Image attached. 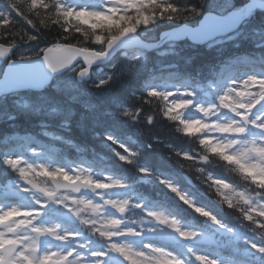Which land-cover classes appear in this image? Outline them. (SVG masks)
Wrapping results in <instances>:
<instances>
[{"label":"snow or ice","instance_id":"obj_1","mask_svg":"<svg viewBox=\"0 0 264 264\" xmlns=\"http://www.w3.org/2000/svg\"><path fill=\"white\" fill-rule=\"evenodd\" d=\"M258 8H264V0H256ZM10 7H12L10 5ZM49 7L48 0H35V8ZM57 14L64 18L65 24L70 25L72 21L78 20L84 24L89 21L86 17H95L97 20H103L108 25L113 23L111 12L116 11L115 8L106 9L105 11L96 10H77L75 8L66 7L63 2L56 4ZM26 24H31L30 18L25 17L23 13L13 7ZM248 14L247 6L236 7L235 11L224 18L226 22L237 23ZM10 16H5L0 19V32L5 31L11 24ZM217 23L213 18L209 21L208 26L211 27ZM101 25H92L93 28ZM135 31L134 27L123 29L118 36L112 38L108 44L111 49L113 45L120 41L127 33ZM97 41H101L103 37L97 36ZM7 49H0V57L7 55ZM83 55L84 60L90 66L99 58L107 55L105 52L92 53L81 52L77 49L66 48L62 45H56L47 48L42 53V58L32 59L27 58L20 62H13L9 65L8 70L3 73V78L0 79V92H7L9 89L28 83L32 81L44 82L47 79L48 71L53 73L62 70L77 59L78 56ZM81 76L88 75L87 71H82ZM107 81H102L100 86L107 85ZM243 83L245 88L240 90L238 95L242 99H235L234 94L237 93V85ZM253 88L255 90H253ZM173 93L167 91H160L152 89L148 92L150 99L145 101L150 104L152 100L159 99L163 105V116L171 121H175L183 125V130L186 133H198L201 131L192 124L191 120L183 118V112L192 106V101L188 99H173ZM191 95V93H185ZM243 97H246L243 98ZM264 103V78L255 75L249 76L243 81L231 82V87H228L218 98V103L210 106L201 105L198 110L207 116L209 113L219 110H228L235 114L238 119L230 120L227 124L221 126L216 125L221 131L233 133L236 137L246 135L249 126L259 130L261 139L253 138L250 140L235 139L232 143L238 145V151L232 155L225 157L235 161L239 165V171L245 176L246 180L255 185L261 190H264V177L256 175L258 172H264V118H253V111ZM123 115L130 117L133 120L139 119V111L125 109ZM147 123H152L155 116L148 115ZM201 124L207 125L204 120ZM108 139L115 145L116 155L120 160L128 164H136L138 154L132 151L128 145L117 141L113 137ZM207 143V141H205ZM231 146V145H230ZM216 151L215 148L212 149ZM178 157L184 160L194 161L195 157L189 153H176ZM6 163L13 169L20 180L23 181L21 186H18V191L23 193H33L34 191H41L47 198L46 200L36 199L33 197L35 205L29 209H22L17 206L0 207V264H109L114 261L115 264H146L147 261L153 260L155 257L151 254L155 251L152 245H148V251H141L133 247L131 244L123 242V237H138L143 236L141 230L132 227H123L116 231H105L98 228L96 236H98L104 243L101 246H95L93 236L89 235L87 238L80 230H70L62 228L59 223H41L39 217L43 215V209L47 208L49 204L55 203L67 209L73 216H75L80 224L83 226H92V222L87 219L80 218V211L78 209L69 208L66 203L67 197H58L56 191L49 189L46 186L38 184L34 176H42L53 181L63 180L65 182L79 181V188H74L73 191H81L82 189H90L93 191L108 190L113 188L126 187L123 181L113 180L109 177V182H100L95 180L92 176L81 175L82 171L77 170L74 176L64 168H52L44 163H28L22 157H8L5 158ZM138 170L144 175H151V170L137 164ZM160 182L164 184L172 193H174L180 201H182L189 208H192L199 215L208 218L221 229H228L227 225L208 208L198 206L196 202L183 193L170 180L164 177H158ZM227 184V182H223ZM64 185H57L61 187ZM246 202V207L242 209L243 219L254 225L256 229L260 230V240L245 239V243L250 246L248 251L255 250L257 253L264 255V203H256L253 198L246 193H241ZM73 205L80 204L85 208L91 209L93 213L100 212L104 205H99L94 201L89 202V199L74 200ZM230 203V201H229ZM131 201L124 200H109L108 206L115 209L123 216L126 213ZM135 207L142 208L140 204ZM146 214L158 225H163L166 228L174 231L182 239H195L200 233L194 230H187L182 227L181 222L175 217L166 215L162 211L146 210ZM122 218L116 215H109L103 221L104 228L112 224H120ZM148 232H155L156 228L150 227ZM239 238V237H237ZM55 240L59 242V246H48V242ZM189 252L195 258L198 264H220V261L208 255L196 254L192 249ZM143 258V260L138 259ZM160 259L173 261V264H186V261L171 252L161 253ZM237 264H251L250 260L242 259Z\"/></svg>","mask_w":264,"mask_h":264},{"label":"trees","instance_id":"obj_2","mask_svg":"<svg viewBox=\"0 0 264 264\" xmlns=\"http://www.w3.org/2000/svg\"><path fill=\"white\" fill-rule=\"evenodd\" d=\"M214 1L217 0H207L205 12L211 10L210 4ZM232 1L235 9L238 6H244L249 0ZM191 2L195 3L196 0H191ZM13 7L20 10L28 18L32 17L36 9L35 0H0V19L10 16L12 21L9 28L4 31L6 34L18 30L22 26L27 27V24L17 16L16 11H13ZM122 24L124 22L107 25V27L111 30L119 28ZM183 24L193 26L187 22ZM175 27L178 26L173 23L161 22L155 27L137 33L148 41L157 42L163 31ZM246 28L264 34V12L253 13ZM183 44L190 45L188 42ZM262 44H264V38L256 41L254 37H246L239 42L228 43L222 49L178 45L175 48L176 55L167 56H163L160 51L153 50L146 53L145 64L127 65L131 70L129 75H122L119 79H114L105 86H97L100 89L98 92L95 91L97 88L92 85V82H83V93L78 98H69L47 88L46 93L58 99H64L67 103L70 111L67 119L62 118L63 116L39 119L15 112L13 118L0 121V141H9V144L15 148L17 140L10 139L14 132L37 133L39 131L38 133H41L47 129L48 132L58 135L53 139H45L49 149H56L59 157L70 161L84 159L94 162L96 159H102L109 164L110 168L106 171L119 175L126 185L122 191L123 196L130 200L133 205L140 202L143 206L142 208L132 206L135 213L140 211L143 215L148 207L150 208L151 205L161 201L168 207H174L183 220L205 229L206 220L209 219L199 215L180 201L160 182L158 177L168 179L172 175L180 176L181 180L174 182L180 185L177 187L182 192L189 191L186 180L190 179L192 183L189 185L197 195L196 204L198 206L205 205V202L210 201L209 205L214 208L215 214L221 222L237 229L239 225L246 223L242 215L214 201L216 199L209 192L207 186L196 179L192 172L182 168L177 163V159L183 161V158L178 157L172 148L180 153L193 154V148L196 146L175 131L178 122L167 120V118L162 119L160 115H157L154 123H147L145 118L154 111L159 112V108L154 110L145 101L149 99L148 92L150 90H160L153 86V82L159 76L162 77L165 84H167V79H172L190 84L193 87L203 85L211 90L213 95H216L220 82L224 81L226 73L233 71L238 65L254 66L256 71L264 77V45ZM24 47L26 46L21 45V48ZM246 59L250 61V64L242 61ZM118 65L122 67L124 62L119 61ZM116 70H118L116 65L112 68L109 67L97 74L96 78L101 79V82L108 80L109 76H112ZM211 83L214 84L213 87L209 86ZM119 106L139 111V119L133 120L118 113L116 108ZM110 133L113 138L128 145L132 151L138 154L136 164H128L119 159L114 150L115 145L108 139ZM21 144L23 147H27L29 142H22ZM167 145L172 147H167ZM3 146L5 145L0 143V148ZM23 150L24 148H22ZM21 153L24 156L32 155L34 157L29 152L27 154ZM5 158L6 156L0 152V184L3 185L18 177V174L4 163ZM137 164L150 169L152 174L144 175L138 170ZM205 166L227 181L246 189L253 196L264 199V190L242 180L238 174L226 172L222 164L216 167ZM174 182L172 183L176 186L177 183ZM215 203L218 207L215 206ZM134 212H130L132 219L136 217ZM247 224L260 233V230L256 229L254 225L249 222ZM217 242L222 246L220 240Z\"/></svg>","mask_w":264,"mask_h":264},{"label":"clouds","instance_id":"obj_3","mask_svg":"<svg viewBox=\"0 0 264 264\" xmlns=\"http://www.w3.org/2000/svg\"><path fill=\"white\" fill-rule=\"evenodd\" d=\"M60 2H63V0H48L49 7L46 10L44 8L35 9L30 18L32 23L30 25L27 24V27L22 26L20 29L10 31L7 34L4 31L0 32V49L8 50L6 56L0 57V65H3L5 72L7 71V67L14 61L20 62L29 57L32 59L42 58L44 50L56 45L77 49L81 52H105L108 54L110 50L108 44L112 41V38L118 36L123 29L134 27L135 32H138L155 27L161 22L173 23L176 26H182L183 23L187 22L196 26L202 21L205 15L209 14L205 12L207 0H196L195 3H192L191 0H150L151 6L145 5L144 0H110L109 6L101 11L115 8L116 11L110 13L112 20L116 22L123 20L124 24L119 28L109 30L107 27L108 24L105 21L97 20L95 17H86L89 21L88 24L74 19L70 25H66L64 18L57 14L56 4ZM137 5H142L143 7H137ZM94 24L101 26L93 28L92 25ZM97 36L103 37V39L97 41ZM21 45L26 47L21 48ZM91 66L92 65L89 66L87 64L83 55H81L68 67H71L73 72H77V69H79L77 75L81 76L80 73L82 71H87L89 73ZM116 67L118 70L114 71L113 75L109 76L108 80L104 81L109 83L114 79H119L122 75H129L131 72L127 64L121 67L117 63ZM236 87L237 93L234 94V98L237 100L242 99L238 93L245 88V85L240 83ZM253 90L255 89L253 88ZM243 98L246 99V97ZM149 105L154 110L159 108V112L154 111L149 115L155 117L160 115L162 119L166 118L163 116L164 105L159 99L152 100ZM221 111L222 110L209 113L207 116L203 114L204 118L191 119L192 124L201 129L198 133H186L183 130V125L180 123L176 125L175 131L179 135L182 134V137L187 138L190 143L196 146L193 148L192 154L195 157L194 161L184 159L181 161L177 159V163L180 164L182 168L192 172L201 183H204L218 204L225 206L227 209L235 210L242 215L241 210L247 205L241 193H246V191H238L232 183L227 181V184H224V179L215 178L209 168L205 166L211 165L216 167L222 164L226 172L238 174L242 180L247 181L245 176L239 171V165L235 161L225 158L234 155L238 151L239 146L232 143L236 139L233 133L221 131V129L216 126H223L229 122H221L216 118ZM201 120L206 121L208 126L201 124ZM154 122L155 120L152 123ZM261 122L264 123V121ZM205 141H207V143H205ZM167 147L171 148L172 146L167 145ZM213 148H215L216 151H213ZM172 151L179 153L175 148H172ZM81 175L85 174L82 172ZM256 175L264 177V172H258ZM89 176L91 175L89 174ZM18 178L20 180L19 176ZM34 179L38 184L56 191L58 197H67L66 203L69 208L78 209L81 219H87L92 222L91 227L85 225L84 228L89 235H92L94 238H99L96 236L98 228L105 231H116L125 224L124 219H122L120 224H112L104 228L103 221L109 216L105 214V208L108 206V201L110 199L103 200L102 204L97 203L99 205H104L100 212L97 213H93L91 209L85 208L83 205H73L72 202L74 200L85 199L83 196L79 195L81 191H73L74 188H79V181H72L70 183L63 180L53 181L42 176H34ZM20 181L23 183L22 180ZM57 185L64 186L57 187ZM31 194L36 199H47L41 191H34ZM91 201L93 200L89 199V202ZM135 223L141 225L140 230L144 234L145 229L141 221H136ZM52 242L55 243L56 241L52 240ZM149 244L151 243H145L143 247L138 250L148 251ZM151 245L152 248L155 249V251L151 253L155 258L151 261H147L146 264H173L171 260L165 259L162 261L160 259L161 253L167 252L171 254L169 250L163 246ZM138 259L143 260V258Z\"/></svg>","mask_w":264,"mask_h":264},{"label":"rangeland","instance_id":"obj_4","mask_svg":"<svg viewBox=\"0 0 264 264\" xmlns=\"http://www.w3.org/2000/svg\"><path fill=\"white\" fill-rule=\"evenodd\" d=\"M70 3V6L76 7L77 10H96V11H101L105 8H107L110 4V0H104L100 6H96L93 3H87L85 5H80L74 0H68ZM145 1V0H144ZM234 4L232 0H217L214 1L213 3L210 4V9H213L214 11H218L219 13H226L229 10L233 8ZM114 22V21H113ZM240 36H250L251 33L250 31H246L245 33L243 31L237 32L231 36H226L223 38L216 39L214 41H210L208 45L211 47H218V46H225V44L230 41V40H237L238 37ZM256 39H260L263 37V35L260 34V32H256L253 35ZM168 50H173L172 48L166 49L165 51ZM128 59L134 63L140 62L142 63L141 56H133L130 57L128 56ZM79 69H77V72ZM77 72H73L72 70L63 74L59 79H57L53 85V88L58 91L62 92L66 95H73L77 96L81 92V88L78 85L76 81V75ZM1 73V71H0ZM256 75L254 71H248L247 73H244L241 69L237 71L236 73L233 74V76L229 77L228 81L221 86L219 93L220 95L228 88L231 86L232 81L240 82L243 81L244 79H247L249 76ZM98 83L95 84L97 86ZM189 86L181 85V84H174L172 81L170 82V88H165L167 92L173 93L175 99H187L185 96V93H190L189 90H187ZM192 101V106L186 109L183 114L185 117H188V120L191 119H198V118H204L203 113H201L198 108L203 105L205 107L210 106V105H215L217 103L213 101H209L208 99H188ZM67 106L63 101L56 100L52 97H49L47 95L41 94V95H35L31 96L30 94L28 95H11V96H6L2 99H0V119L5 118L11 114V112L14 111H25L30 114H35L38 116H44V115H53V114H59L63 113L65 117H68V112H67ZM125 110V109H124ZM122 108L120 110L118 109L119 112H124ZM256 117H262L264 118V106L262 108L260 105H257V107L253 111V118ZM218 118L221 122H227L233 119H238V117L235 116L234 113L228 111V110H222L218 114ZM18 136H15V138ZM236 139H241V140H250L253 138H258L261 139L260 137V132L258 129L254 128L252 131L248 129V132L246 135L241 136V137H235ZM23 140H32V149H35L36 152L42 153L45 147V144L42 143L41 148L36 147V139L34 138H29V137H23ZM12 150V149H11ZM19 154L10 153L9 157H18ZM28 163H33V162H28ZM39 163H44L52 168L56 167H61L69 171L72 175L77 174V170H81L85 175H91L95 180L104 182L107 180L109 177L108 175H99L100 172L98 171L100 169V166L98 165L95 168H91L88 165H85L84 163L81 164H76L72 166V169H69L65 163L62 161L55 159L52 155H48L46 158H40L38 162L35 164ZM117 180V179H116ZM22 182H15L12 184H9L7 186L3 185L2 188L5 189V192L9 198L6 201H0V207H11V206H17L22 209H29L36 207L33 196L31 193H23L18 191V186H21ZM238 191H242L241 189H238ZM247 194V193H246ZM248 195V194H247ZM85 199H90L93 200L96 203H103V200L105 199H110V200H120V198L117 196V193L111 189L108 190H98L95 191L93 194L90 196H84ZM256 203H264L262 200L258 199ZM51 209H53V215L54 217L52 218H46L44 220H40L39 222L41 223H59L62 228H68L70 230H76L75 224H78V219L73 216L67 209L62 207L61 205L52 203L50 204ZM152 210L155 211H162L166 215L174 217L172 213L167 212L164 210L163 206L156 205L152 208ZM118 212L111 208V206H106L105 208V214L106 215H116ZM123 227H132L129 223L124 224ZM145 232L143 236H138V237H123L122 240L123 242L131 244L133 247L136 249H140L143 247L145 243H151L156 246H163L170 252H172L175 255H178L182 259L186 261V264L189 262L192 264H198V262L195 261L194 256L192 255L191 252H189V249H192L196 254H203V255H208L214 259H217L220 261V264H237L238 261L236 260H231L230 258V253L226 251L224 254V259H221L216 255V251L213 249L210 250H202V247H195L194 245H186L185 248L186 250H183L182 246H184V243L187 241H191L192 239H182L179 236L174 237L173 234L170 232L174 233V231H170V229L166 228L163 225H158L155 221L152 219H149V221L146 222V224L143 225ZM150 227L156 228L155 232H148L147 229ZM182 227L191 230L187 228L184 224H182ZM219 227V226H216ZM133 228V227H132ZM220 228V227H219ZM137 229V228H135ZM138 230V229H137ZM194 230V229H192ZM139 231V230H138ZM227 231V230H225ZM222 233V231H221ZM238 237L244 241L246 238L245 236L242 237L241 233L238 234ZM201 238V234L195 238L199 239ZM48 246H59V242L53 243L52 241L48 242ZM253 253L256 252L255 250H251ZM112 264H115L114 261H112Z\"/></svg>","mask_w":264,"mask_h":264},{"label":"water","instance_id":"obj_5","mask_svg":"<svg viewBox=\"0 0 264 264\" xmlns=\"http://www.w3.org/2000/svg\"><path fill=\"white\" fill-rule=\"evenodd\" d=\"M245 6L248 8V14L243 17L239 22L233 24L230 22H226L224 20L226 16H219L216 14L209 13L208 15H205L200 22V25L198 27L192 28L186 25L180 26L178 28H174L172 30L164 31L161 35V40L158 44H148L145 41L141 40L136 34L134 33H128L126 36L122 37L120 41L116 42L113 47L108 51V54L103 57L99 58L96 61L93 62L92 67L98 66V65H104L107 62L110 61V59L117 53L119 49H128V50H134V49H142V50H150L152 48H156L161 46L162 44L170 41H181L188 38L191 42L195 44L200 43H206L209 40H212L216 37L223 36L230 34L234 32L240 25L243 23L244 20H246L250 14L257 10H264V8H258L256 0H250ZM234 12V11H233ZM213 18L216 19L217 23L211 27L208 26L209 21ZM82 60V58H81ZM9 67V66H8ZM7 67V70H8ZM70 67H66L62 70H59L55 73L48 71L47 79L44 82L39 81H32L28 82L16 87H13L9 89L7 92H0V97H2L5 94H11L18 91H24L28 89H32L34 91H42L44 87L50 83L52 78L56 76L57 74L68 70ZM90 68V69H91ZM79 80L83 79H89L90 78V71L88 75L86 76H79ZM91 191L90 189H82L81 193H89Z\"/></svg>","mask_w":264,"mask_h":264}]
</instances>
